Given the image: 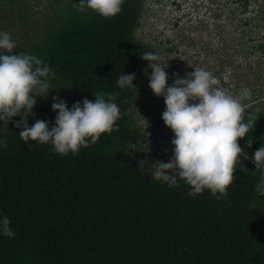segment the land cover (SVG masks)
I'll use <instances>...</instances> for the list:
<instances>
[{"label":"trees","instance_id":"trees-1","mask_svg":"<svg viewBox=\"0 0 264 264\" xmlns=\"http://www.w3.org/2000/svg\"><path fill=\"white\" fill-rule=\"evenodd\" d=\"M239 1L245 12L250 0ZM146 2L125 0L119 14L104 18L78 12L80 0H63L41 36L19 45L16 53L42 58L57 74L47 98L36 97L29 127L36 120L55 126L53 96L71 110L94 102V93L119 92L121 118L75 155L26 143L15 126L21 116L7 130L0 121V140L7 138L0 144V264H264V196L255 191L252 160L264 146L263 107L247 108L259 110V119L249 133L252 147L249 136L238 140L249 159L237 165L226 200L207 189L193 196L183 180L171 187L154 180L151 159L138 152L144 136L133 109L151 75L141 55L159 54L138 35ZM122 74H135L136 88L121 90ZM4 217L14 238L3 235Z\"/></svg>","mask_w":264,"mask_h":264},{"label":"clouds","instance_id":"clouds-1","mask_svg":"<svg viewBox=\"0 0 264 264\" xmlns=\"http://www.w3.org/2000/svg\"><path fill=\"white\" fill-rule=\"evenodd\" d=\"M125 0H80L78 12L92 10L104 18L115 17L122 10ZM176 0L173 1L174 4ZM180 5H174L178 11ZM178 17L175 18V24ZM17 45L7 31H0V121L4 130L13 117L21 116L16 127L22 130L19 137L41 144H51L55 153L75 155L81 147L95 144L104 133H110L121 111L115 102L120 93H94L95 101L84 99L73 104L71 110L65 101L53 96L52 110L57 112L55 126L36 120L29 127L28 117L33 115L36 97L47 98L51 92L50 81L56 72L45 61L33 54H13ZM151 69L149 88L157 97H163L166 105L162 114L165 125L174 133L171 143L173 156L169 162L152 164V178L168 182L169 186L185 181L191 187V195L209 190L217 200H226L228 188L234 183V173L240 165L239 157L249 156L238 140L249 136L259 119L258 111L248 112L244 100H251L252 92L245 88L233 95L218 78L206 68H195L180 78L174 73V83L167 85L168 63L159 54L145 52L141 55ZM148 69H145L147 73ZM135 74H122L117 80L121 90L136 88ZM249 136L246 147H252ZM6 145L7 138L0 140ZM259 181L255 191L264 196V146L252 157ZM141 165V161H140ZM10 220L3 218V235L14 238Z\"/></svg>","mask_w":264,"mask_h":264},{"label":"rangeland","instance_id":"rangeland-1","mask_svg":"<svg viewBox=\"0 0 264 264\" xmlns=\"http://www.w3.org/2000/svg\"><path fill=\"white\" fill-rule=\"evenodd\" d=\"M174 0H147L139 37L151 41L169 67L167 85L174 83V73L180 78L206 68L233 95L243 89L252 92L251 100H244L248 108H264V0H250L244 12L239 0H176L180 5L173 10ZM63 0H0V31H7L17 47L34 43L41 36L40 27L56 14ZM55 11V12H54ZM178 17L175 24V18ZM40 24V26H38ZM38 26V31L36 28ZM168 47H173L169 51ZM0 50V54H5ZM6 55V54H5ZM144 80L133 115L141 127L144 139L137 148L152 163L169 162L173 156L174 133L162 114L164 98L157 97ZM240 164L246 163L243 155Z\"/></svg>","mask_w":264,"mask_h":264}]
</instances>
